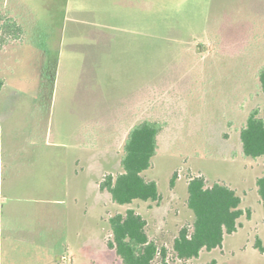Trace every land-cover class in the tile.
<instances>
[{
  "label": "rangeland",
  "instance_id": "rangeland-1",
  "mask_svg": "<svg viewBox=\"0 0 264 264\" xmlns=\"http://www.w3.org/2000/svg\"><path fill=\"white\" fill-rule=\"evenodd\" d=\"M24 6L9 3L25 33L0 51L6 81L0 180L11 210L4 216L9 224L0 226V264L14 256V264H54L55 253L57 264H124L108 247L109 217L129 208L147 220L171 264H264V255H251L245 230L226 234L223 250L205 249L189 260L173 250L179 230L194 220L187 205L191 176L231 186L241 208L253 207V221L263 222L256 180L264 175V156L243 154L240 130L253 108L264 107L258 77L264 0H35ZM145 119L163 124L143 172L157 182L162 200L119 204L100 183L123 171L128 131ZM81 167L84 174L75 178ZM76 191L89 205L88 217H81V203L74 205Z\"/></svg>",
  "mask_w": 264,
  "mask_h": 264
},
{
  "label": "trees",
  "instance_id": "trees-1",
  "mask_svg": "<svg viewBox=\"0 0 264 264\" xmlns=\"http://www.w3.org/2000/svg\"><path fill=\"white\" fill-rule=\"evenodd\" d=\"M23 34L24 29L17 20L0 17V50L11 41L21 39ZM258 77L264 92V65ZM5 84V79L0 78V90ZM162 130L161 122L150 119L142 120L129 129L123 146V171L116 176L107 174L100 183V189L108 191L114 202L129 204L137 199L162 200L157 182L143 174L152 165ZM240 142L245 156H264V107H255L250 111L240 130ZM176 177L174 173L172 187ZM256 184L264 206V175L257 178ZM188 193L187 205L194 213V220L192 225H185L179 230L173 242L177 258L183 261L199 257L205 249L222 247L225 235L238 230L239 219L245 214L248 218L251 215L249 209L241 208L242 197L225 183L208 185L204 176H191ZM109 224L112 239L108 240V247L116 250L124 264H155L157 258L158 264H171L168 248L150 237L147 220L134 208L110 216ZM255 247L264 252L260 238L256 239Z\"/></svg>",
  "mask_w": 264,
  "mask_h": 264
},
{
  "label": "crops",
  "instance_id": "crops-1",
  "mask_svg": "<svg viewBox=\"0 0 264 264\" xmlns=\"http://www.w3.org/2000/svg\"><path fill=\"white\" fill-rule=\"evenodd\" d=\"M35 0H0V17L6 19V18H13L15 20H17V22L22 25V23L18 20V15L14 12L15 9L12 8L9 9V3L11 2L13 4L14 7H18L19 5L25 7L24 5L26 3H31V2H34ZM28 5V4H27ZM33 10V9H31ZM23 29H24V26L22 25ZM24 33H25V29H24ZM24 35V34H23ZM20 40V39H18ZM15 41V40H14ZM12 42V41H11ZM10 42V43H11ZM8 43V44H10ZM6 44V45H8ZM4 45L3 48L6 46ZM2 48V49H3ZM1 49V50H2ZM0 50V51H1ZM261 158V157H260ZM258 158V159H260ZM19 159V158H18ZM32 158H22V159H19L20 162H29L30 163V160ZM39 161V160H38ZM73 161H74V158H73ZM77 162L81 161L82 163L84 162V159L83 158H77L76 159ZM36 162V160L33 161V164ZM2 163V167H3V163H4V158H0V165ZM26 170V168H25ZM84 169L81 167L80 171H76V172H73L75 178H80L82 177V175L84 174ZM5 186H4V180L2 179V181L0 180V226L1 225H8L9 224V221H5V218L4 216L5 215V212L6 213H9L10 210V207L7 206L3 201L7 198V195L5 193ZM76 196H74L73 198V201H74V205H76L77 207H80V203H81V217L84 218V216H87L88 217V213H89V205L88 203L83 204V198L79 195L80 194V191H76ZM51 200V199H50ZM54 201H58V199H53ZM257 201L260 205L263 206V203L261 201V198L258 197L257 198ZM263 209H264V206H263ZM254 210H253V207H251V215H250V218H247L245 219V215H243L240 219H239V227H238V230L235 233H237L239 230H245V233L247 234V242L248 244L250 245V249L252 250L251 252V255L253 256H256V253H260V255H264V252H261L258 248L255 247V242H256V239L257 238H260L262 240V243L264 245V211H263V222L262 223H258V222H254L253 221V217H254ZM7 218V216H6ZM78 235L80 234L79 231L77 232ZM225 239H226V236L224 238V242H225ZM247 244L245 246H242L241 248H243L244 250L247 249ZM48 250V254L49 256H52L53 252H52V249L51 248H47ZM224 249V245L223 247L221 248V250ZM204 251V250H203ZM201 251V252H203ZM70 253L71 255L73 256V258L75 259H78L77 256H75L74 254V250L72 249V247L70 246ZM14 257H10V259H12V261H8L6 260V262H4V259L1 258V264H14ZM19 259V258H18ZM53 259H54V264H57V254H53ZM50 260H52L50 258ZM13 262V263H12ZM21 264V263H20ZM47 264H50L47 263Z\"/></svg>",
  "mask_w": 264,
  "mask_h": 264
}]
</instances>
